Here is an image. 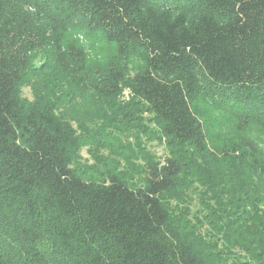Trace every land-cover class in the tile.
I'll return each instance as SVG.
<instances>
[{"label":"trees","instance_id":"obj_1","mask_svg":"<svg viewBox=\"0 0 264 264\" xmlns=\"http://www.w3.org/2000/svg\"><path fill=\"white\" fill-rule=\"evenodd\" d=\"M85 98L102 124L66 114ZM145 118L165 159L76 164ZM255 134L264 0H0V264H264ZM199 183L192 218L174 200Z\"/></svg>","mask_w":264,"mask_h":264},{"label":"rangeland","instance_id":"obj_2","mask_svg":"<svg viewBox=\"0 0 264 264\" xmlns=\"http://www.w3.org/2000/svg\"><path fill=\"white\" fill-rule=\"evenodd\" d=\"M80 40L86 44L87 49L89 50V53L92 57L100 56V58H103L111 51L105 45L92 40H86L83 36H80ZM32 90V86L26 87V89H24V95H27L29 98H33ZM66 114L75 122V124L76 122L82 120H87L90 125L95 123L102 124V121H97L99 115L94 109L93 102L88 100V98H85L81 103L68 110ZM92 117L95 118V121H91ZM142 122H144L145 125L139 127H132V124H120L116 126L115 131H113L114 129L112 130L110 128L107 131H110L111 133L106 134L107 137H104V145L106 147L102 146L100 148H96L90 145L84 146L80 150L76 164L79 165V167H81L83 170L87 171L88 175H98L105 169L107 164L109 165L113 163V161L120 162L122 167L126 166L128 160H126L124 157L130 154H132V158L130 159L140 163L141 161L135 159V156L139 155L141 151L143 153L151 152L161 156L162 159H165L170 155V148L167 145L166 139H158L159 133L156 132L157 125L155 123L146 118ZM106 129L107 127H103L102 131ZM253 136L260 144L264 146L263 137L257 136V134ZM118 152H122L125 155L120 156ZM138 158L140 159V156H138ZM196 187H199L198 190L192 191V189H195ZM201 188L202 190L205 189L202 184H195L192 186L191 190H187L188 192L186 191L183 196H180L174 200V203H177L181 209L190 208L192 212L189 216L192 218H194L193 215L197 214L202 207L201 201H203V199H200V192H202Z\"/></svg>","mask_w":264,"mask_h":264}]
</instances>
